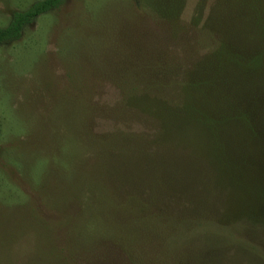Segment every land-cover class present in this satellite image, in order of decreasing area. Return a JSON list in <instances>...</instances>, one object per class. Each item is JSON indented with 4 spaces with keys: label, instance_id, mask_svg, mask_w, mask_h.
Segmentation results:
<instances>
[{
    "label": "rangeland",
    "instance_id": "1",
    "mask_svg": "<svg viewBox=\"0 0 264 264\" xmlns=\"http://www.w3.org/2000/svg\"><path fill=\"white\" fill-rule=\"evenodd\" d=\"M215 1L63 0L0 44V264H264V82L215 163L142 113L213 50Z\"/></svg>",
    "mask_w": 264,
    "mask_h": 264
},
{
    "label": "trees",
    "instance_id": "2",
    "mask_svg": "<svg viewBox=\"0 0 264 264\" xmlns=\"http://www.w3.org/2000/svg\"><path fill=\"white\" fill-rule=\"evenodd\" d=\"M177 2L178 12L172 15L173 19L183 8L182 0ZM62 3L63 0H41L25 11L15 12L10 24L0 27V44L20 40L27 26ZM196 20L194 23L200 22ZM203 28L196 42L197 46L202 43L213 48L208 57L196 68H174L166 85V98L143 105L142 113L151 115L154 110L161 130L179 133L178 137L186 134L190 143L197 137L200 144L213 152L206 156V161L215 163L219 157L215 150L224 136L238 130L251 136L258 132L251 105L264 82V0H216ZM244 37L245 45L238 41ZM182 74H192V79L184 75L182 78ZM177 86L182 91L179 99L171 95ZM163 88L164 85L158 89ZM257 95L261 102L262 94ZM193 156L199 159L198 153Z\"/></svg>",
    "mask_w": 264,
    "mask_h": 264
}]
</instances>
